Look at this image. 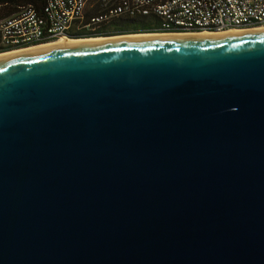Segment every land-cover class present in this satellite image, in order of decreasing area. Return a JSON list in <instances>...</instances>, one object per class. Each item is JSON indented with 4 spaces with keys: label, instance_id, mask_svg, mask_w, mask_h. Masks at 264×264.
<instances>
[{
    "label": "water",
    "instance_id": "water-1",
    "mask_svg": "<svg viewBox=\"0 0 264 264\" xmlns=\"http://www.w3.org/2000/svg\"><path fill=\"white\" fill-rule=\"evenodd\" d=\"M0 264H264V32L1 56Z\"/></svg>",
    "mask_w": 264,
    "mask_h": 264
},
{
    "label": "built area",
    "instance_id": "built-area-1",
    "mask_svg": "<svg viewBox=\"0 0 264 264\" xmlns=\"http://www.w3.org/2000/svg\"><path fill=\"white\" fill-rule=\"evenodd\" d=\"M102 10L85 22L89 0H47L42 12L25 6L0 19L1 44L12 50L72 37L119 16L150 17L160 34H218L264 26V0H100ZM11 50V51H12Z\"/></svg>",
    "mask_w": 264,
    "mask_h": 264
},
{
    "label": "trees",
    "instance_id": "trees-1",
    "mask_svg": "<svg viewBox=\"0 0 264 264\" xmlns=\"http://www.w3.org/2000/svg\"><path fill=\"white\" fill-rule=\"evenodd\" d=\"M47 0H0V19L16 15L25 6H32L39 12H42ZM88 7V6H87ZM92 8L86 9L85 22L89 21L92 15H96L102 10V4L99 0ZM158 22L155 16L150 17H127L119 16L111 18L109 21L100 23L95 29H75L72 37H96L106 35H119L127 33H146L154 32ZM12 48L3 46L0 40V53L11 51Z\"/></svg>",
    "mask_w": 264,
    "mask_h": 264
},
{
    "label": "bare ground",
    "instance_id": "bare-ground-1",
    "mask_svg": "<svg viewBox=\"0 0 264 264\" xmlns=\"http://www.w3.org/2000/svg\"><path fill=\"white\" fill-rule=\"evenodd\" d=\"M253 32H264V26H260L257 28H253V29H233V30H229V31H224V32H220L218 34L220 35H227V34H240V33H253ZM213 33H209V32H203V33H191V34H182L183 36H208V35H212ZM182 35H169V34H160V33H141V34H130V35H121V36H111V37H93V38H83V39H69V38H62L60 40H57L56 42H49V43H44V44H39V45H35V46H31L28 48H21V49H16V50H12L9 51L7 53H0V57L1 56H10V55H14V54H18V53H25V52H30L33 50H37V49H43V48H47L51 45L54 44H59L60 41H62L63 39H66L67 41H69L70 43H75V42H92V41H109V40H121V39H132V38H151V37H168V36H182Z\"/></svg>",
    "mask_w": 264,
    "mask_h": 264
},
{
    "label": "rangeland",
    "instance_id": "rangeland-1",
    "mask_svg": "<svg viewBox=\"0 0 264 264\" xmlns=\"http://www.w3.org/2000/svg\"><path fill=\"white\" fill-rule=\"evenodd\" d=\"M92 1V2H91ZM96 1L97 0H89V3H88V7H87V9H90V8H92L91 6H93L95 3H96ZM136 34H141V33H136ZM69 39H83L84 37H80V38H76V37H68ZM86 38V37H85ZM87 38H90V37H87ZM58 40H60V39H58ZM57 40H55L54 42H56ZM51 42H53V41H51ZM47 43H49V42H47ZM42 44H44V43H42ZM17 51V50H16ZM7 52H9V51H7ZM7 52H4V53H7ZM12 52H14V51H12Z\"/></svg>",
    "mask_w": 264,
    "mask_h": 264
},
{
    "label": "flooded vegetation",
    "instance_id": "flooded-vegetation-1",
    "mask_svg": "<svg viewBox=\"0 0 264 264\" xmlns=\"http://www.w3.org/2000/svg\"><path fill=\"white\" fill-rule=\"evenodd\" d=\"M127 34H135V33H127ZM120 35V34H119ZM110 37L111 35H106V36H96V37Z\"/></svg>",
    "mask_w": 264,
    "mask_h": 264
},
{
    "label": "crops",
    "instance_id": "crops-1",
    "mask_svg": "<svg viewBox=\"0 0 264 264\" xmlns=\"http://www.w3.org/2000/svg\"><path fill=\"white\" fill-rule=\"evenodd\" d=\"M91 2H92V1H91ZM98 2H99V0L96 1V3H98Z\"/></svg>",
    "mask_w": 264,
    "mask_h": 264
}]
</instances>
